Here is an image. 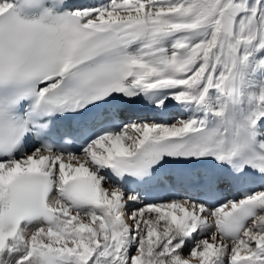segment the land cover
<instances>
[{"label":"snow or ice","instance_id":"snow-or-ice-1","mask_svg":"<svg viewBox=\"0 0 264 264\" xmlns=\"http://www.w3.org/2000/svg\"><path fill=\"white\" fill-rule=\"evenodd\" d=\"M261 52L264 0H0V264H264Z\"/></svg>","mask_w":264,"mask_h":264},{"label":"bare ground","instance_id":"bare-ground-1","mask_svg":"<svg viewBox=\"0 0 264 264\" xmlns=\"http://www.w3.org/2000/svg\"><path fill=\"white\" fill-rule=\"evenodd\" d=\"M83 2H87V3H96L97 0H83ZM258 55L264 56V52L259 53ZM187 115V114H186ZM184 115V116H186ZM174 119V118H173ZM191 245V243H189L188 247ZM188 254V250H185V255Z\"/></svg>","mask_w":264,"mask_h":264}]
</instances>
